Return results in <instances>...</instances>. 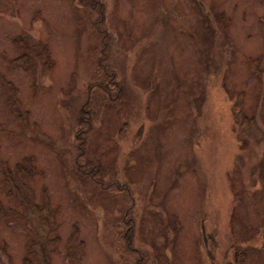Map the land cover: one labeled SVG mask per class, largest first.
Returning a JSON list of instances; mask_svg holds the SVG:
<instances>
[{
  "label": "rangeland",
  "instance_id": "rangeland-1",
  "mask_svg": "<svg viewBox=\"0 0 264 264\" xmlns=\"http://www.w3.org/2000/svg\"><path fill=\"white\" fill-rule=\"evenodd\" d=\"M80 2L0 0V264L26 257L43 194L50 264H264V0H99L100 70Z\"/></svg>",
  "mask_w": 264,
  "mask_h": 264
},
{
  "label": "trees",
  "instance_id": "trees-1",
  "mask_svg": "<svg viewBox=\"0 0 264 264\" xmlns=\"http://www.w3.org/2000/svg\"><path fill=\"white\" fill-rule=\"evenodd\" d=\"M80 1L90 6L92 10H97L98 15L100 17V19L95 22V26H94V28L96 29L97 35L101 37L100 39L101 45H102L100 49L101 56L97 63V69L100 70L102 69L101 63L104 60L102 56L104 55V52L106 50L105 39L107 38L106 31L104 30V28L103 29L101 28L103 26V21H104L103 15H102L103 7H102V4L99 2V0H79V2ZM39 47L40 46L38 44L30 43L27 45L25 51L31 50V52L35 55V57H41V56L42 58L44 57L45 60L42 65L44 68L43 72H49L53 66V62L52 60L48 58V53L45 47L40 48L41 49L40 54L37 53V49ZM25 58H28V55L25 54V55L19 56V59H17L16 62L21 60L25 64L26 63V60H24ZM105 73L108 75L110 72H108L107 69H105L104 74ZM85 106L86 105L82 106V108L84 109ZM239 106H241L239 101L234 102V104L231 107V113H232L234 124L237 126L239 133H242L244 130H248L250 126L249 124L251 122V118H247L243 114ZM83 109L80 110V114H87V112H82ZM263 109H264V104H263ZM79 139H80L79 143H84V136L82 138L80 137ZM29 161L30 160H24L22 164L16 165V174L19 178H21L23 175H26V174L28 177H31L32 175H34V170ZM82 172L86 175H89L91 177L90 179H92L98 185L103 187V184L97 177H94V175L90 174V172H88L87 170L86 171L82 170ZM4 176H5V184L12 186L13 180H12V176L10 172L9 171L6 172L5 170ZM21 186H22V183H21ZM43 198L44 200H43L42 206L31 204V206L28 207L26 204L22 203L23 209L26 211V215L24 214L20 217L24 219L25 221H27L26 222L27 225H31L34 228V235L32 236L30 243L27 244L26 246L27 255L23 259L21 264H50L49 254L52 252V249L50 248L49 245L57 241V236H55L54 234L55 227L53 226V224H50V221H52L55 216V211L49 207L48 201H47L48 199L45 194H43ZM118 233L119 232H117V235ZM51 234H54V237H50ZM118 239L123 241V247H125L124 248L125 250L129 251L128 252L129 254L137 255L136 251L132 250L131 248L130 232L119 233ZM143 262L145 263V259H144V256L140 253V255H138L136 259V263L142 264Z\"/></svg>",
  "mask_w": 264,
  "mask_h": 264
},
{
  "label": "flooded vegetation",
  "instance_id": "flooded-vegetation-1",
  "mask_svg": "<svg viewBox=\"0 0 264 264\" xmlns=\"http://www.w3.org/2000/svg\"><path fill=\"white\" fill-rule=\"evenodd\" d=\"M236 262H237V260H236V259H234V260H233V263L235 264Z\"/></svg>",
  "mask_w": 264,
  "mask_h": 264
}]
</instances>
